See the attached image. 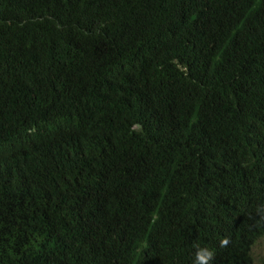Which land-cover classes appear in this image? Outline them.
Returning <instances> with one entry per match:
<instances>
[{
	"label": "trees",
	"instance_id": "16d2710c",
	"mask_svg": "<svg viewBox=\"0 0 264 264\" xmlns=\"http://www.w3.org/2000/svg\"><path fill=\"white\" fill-rule=\"evenodd\" d=\"M262 241L264 0H0V264Z\"/></svg>",
	"mask_w": 264,
	"mask_h": 264
},
{
	"label": "clouds",
	"instance_id": "9594fccd",
	"mask_svg": "<svg viewBox=\"0 0 264 264\" xmlns=\"http://www.w3.org/2000/svg\"><path fill=\"white\" fill-rule=\"evenodd\" d=\"M220 247H227L229 244L228 238H223L220 240ZM197 250L195 252V260L193 264H210V262L215 258V252L207 247L196 246Z\"/></svg>",
	"mask_w": 264,
	"mask_h": 264
},
{
	"label": "rangeland",
	"instance_id": "374dc122",
	"mask_svg": "<svg viewBox=\"0 0 264 264\" xmlns=\"http://www.w3.org/2000/svg\"><path fill=\"white\" fill-rule=\"evenodd\" d=\"M252 264H264V243L259 242L252 249Z\"/></svg>",
	"mask_w": 264,
	"mask_h": 264
}]
</instances>
